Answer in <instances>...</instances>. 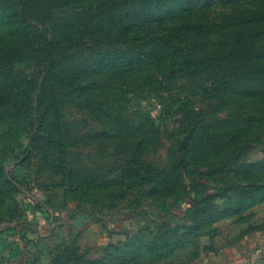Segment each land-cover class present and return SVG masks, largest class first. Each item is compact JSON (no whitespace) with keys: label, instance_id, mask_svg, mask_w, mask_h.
Returning <instances> with one entry per match:
<instances>
[{"label":"rangeland","instance_id":"1","mask_svg":"<svg viewBox=\"0 0 264 264\" xmlns=\"http://www.w3.org/2000/svg\"><path fill=\"white\" fill-rule=\"evenodd\" d=\"M0 101V264H264V0H0Z\"/></svg>","mask_w":264,"mask_h":264},{"label":"trees","instance_id":"2","mask_svg":"<svg viewBox=\"0 0 264 264\" xmlns=\"http://www.w3.org/2000/svg\"><path fill=\"white\" fill-rule=\"evenodd\" d=\"M25 11H26V10H25V5L23 4V6H22V8H21V12L24 14ZM42 98H43V96H42ZM43 101H44V99L41 100V103H42ZM46 104H47V103H46ZM2 107H4V105H1V101H0V108H2ZM44 110H45V111H44V114L47 113L48 110H47L46 108H45Z\"/></svg>","mask_w":264,"mask_h":264}]
</instances>
